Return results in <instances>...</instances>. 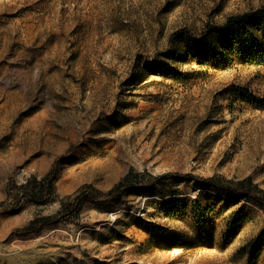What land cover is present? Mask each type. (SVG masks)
Listing matches in <instances>:
<instances>
[{"label":"rangeland","instance_id":"374dc122","mask_svg":"<svg viewBox=\"0 0 264 264\" xmlns=\"http://www.w3.org/2000/svg\"><path fill=\"white\" fill-rule=\"evenodd\" d=\"M263 4L0 0V264H264V210L203 180L264 188V66L218 32ZM131 170L163 178L76 200Z\"/></svg>","mask_w":264,"mask_h":264},{"label":"trees","instance_id":"16d2710c","mask_svg":"<svg viewBox=\"0 0 264 264\" xmlns=\"http://www.w3.org/2000/svg\"><path fill=\"white\" fill-rule=\"evenodd\" d=\"M218 32L226 41L223 52L220 53L222 62H229L235 57L250 65L264 66V4L244 14L230 17ZM204 40L205 38L201 39L199 44H203ZM206 53L207 51H202V55ZM162 178V175H154L147 170L142 172L131 170L108 191H100L92 185H87L78 191L75 198L77 201H82L89 196L116 199L130 188H143ZM203 180L213 183L217 189L231 196L242 198L264 210V188L250 176L237 180L222 177H209ZM12 186L16 197L21 194V196L40 200L53 192V184L48 175L42 178L31 176L25 183H13ZM71 197H66V200L71 201ZM69 203L73 202H64L62 208ZM50 219L51 217L33 219L24 229V235L38 231L50 223Z\"/></svg>","mask_w":264,"mask_h":264},{"label":"built area","instance_id":"2783aa9c","mask_svg":"<svg viewBox=\"0 0 264 264\" xmlns=\"http://www.w3.org/2000/svg\"><path fill=\"white\" fill-rule=\"evenodd\" d=\"M32 175L28 176L23 182H19V184L25 183L28 178H30Z\"/></svg>","mask_w":264,"mask_h":264}]
</instances>
